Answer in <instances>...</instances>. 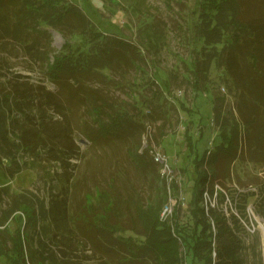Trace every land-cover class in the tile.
Returning a JSON list of instances; mask_svg holds the SVG:
<instances>
[{"label": "trees", "instance_id": "trees-1", "mask_svg": "<svg viewBox=\"0 0 264 264\" xmlns=\"http://www.w3.org/2000/svg\"><path fill=\"white\" fill-rule=\"evenodd\" d=\"M123 1L137 12L144 6V0ZM196 4V21L189 28L199 47L193 48L196 55L191 58L187 81L199 92L213 64L223 69L236 93V116L224 118L220 109L213 107L220 141L213 151L208 149L201 156L194 147V137L188 131L183 134L188 152H192L188 172L194 175L188 201L190 218L179 223L177 207L172 219L190 263L243 264L240 218L246 213L247 199L257 195L254 213L264 220V181L257 193L240 194V217L226 216L205 200L213 198L216 181L230 179V165L236 160L264 165V0H197ZM95 26L79 4L0 0V58L25 55L40 63L43 76L56 91L41 83L32 85L24 78L19 81L17 75L0 81L3 174L12 178L36 165L45 173L47 183L44 198H31L28 190L12 194L8 187H0V204L5 205L0 207V259L6 264H69L57 259L47 241L68 247L64 242L72 241V227L88 239H102L95 241L104 243L103 254H111L118 264H142L147 259L154 264H180L178 241L160 220L166 190L164 199L154 205L152 217L143 212L141 217L139 211L150 199L138 193L129 176L132 169L144 186L155 189L152 182L159 179L157 164L146 149L143 153L134 151L141 135L148 132L146 124L166 120L164 101L170 92V77L161 85L153 72L144 69L147 62L140 46ZM53 31L65 42L50 60ZM140 32L147 51L158 52L165 36L159 21L144 24ZM135 70L145 74L136 85L139 93L131 103H116L109 93L117 87L115 79ZM129 105L136 110L134 114H130ZM81 109L90 123L84 121L79 128L80 120L75 116ZM49 112L59 118L54 119ZM164 125L165 121L159 132ZM76 129L88 143V159L75 138ZM98 149L103 150V158L96 154ZM120 149L128 160L118 156ZM24 157L31 161H21ZM79 193L80 201L76 199ZM4 196L9 200L4 201ZM74 202L77 207L73 208ZM20 214L26 218L23 229L12 233L3 227L10 219L19 221L20 226ZM127 231L133 232L126 236Z\"/></svg>", "mask_w": 264, "mask_h": 264}, {"label": "rangeland", "instance_id": "rangeland-1", "mask_svg": "<svg viewBox=\"0 0 264 264\" xmlns=\"http://www.w3.org/2000/svg\"><path fill=\"white\" fill-rule=\"evenodd\" d=\"M63 1L68 4H79L81 11L96 25L95 27L99 31L121 37L140 46L147 62L144 69L149 73L153 72L161 85L167 84V79L170 77V92H167V99L164 101V107L167 110L166 120H164L165 125L159 132V127H162L164 121L146 124L148 132L141 135V143L134 152L143 153L144 149L148 151L151 147L156 146L168 155L169 162L175 172L176 181H174L173 186L176 196L181 194L184 197L183 204L177 213L178 222L182 224L188 222L190 218L188 201L191 196L194 175L192 172H188V166H192L190 156L192 152H188L183 134L188 131L192 138L194 137L192 140L194 147L197 149L198 155L201 156L208 149L209 152L213 151L216 143L220 141L219 123H215L213 107L219 108L224 118L232 119L233 116H236L234 109L236 93L231 88L230 78L224 74L223 69H219L213 64L207 74L205 83L201 84V91L199 92L192 89L189 81H187L191 58L196 55L193 48L198 50L199 47L193 42V32L189 28L191 23L196 21L193 15L198 9L197 0H144L141 12L134 11L132 5L123 0ZM155 20L163 26L165 36L162 39L159 51L149 53L148 49L143 46L145 42L141 38L140 27ZM64 42L65 40L59 32L53 31L51 33L50 49L52 53L49 55L50 60L53 59V54L63 46ZM1 57L0 75L5 74V76H0V81L17 75L20 76L17 78L19 81L24 78L32 85L41 83L48 90L56 92L55 86L43 76L40 63L29 61L25 55L9 57L5 54ZM144 79L145 74L140 70H135L126 77H118L115 79L118 81L117 87H113L112 91L109 92L111 93L110 97H114V101L121 105L131 103L139 93L136 90L137 83H141ZM147 95H150V93L148 92ZM148 97H151V95ZM180 102H183L184 105L182 106ZM128 107L132 110L130 114L136 112L130 105ZM49 114H53V112H49ZM58 118V115H54V119ZM75 118L80 120L79 128H81V123L84 121L90 123L84 109L77 111ZM75 138L78 139L81 151L86 153L85 158L88 159L90 151L86 148L88 143L78 129L75 130ZM120 150L117 153L118 156L122 154L123 157H126L125 151ZM96 154L103 158L104 152L102 149H98ZM149 156H151L150 152ZM22 160L31 161L27 157L22 158ZM3 165H7V162L3 161ZM33 168L30 166L14 177L8 178L3 174V166H0V187H8V191L12 194H19L28 190L29 193L26 194L31 198L32 195L44 198L47 190L46 175L40 171L38 166L34 165ZM55 168L54 165L51 167L53 170ZM230 168V179L227 178L223 183L221 180L216 181L213 198L207 196L205 202L208 205L215 206L218 211H224L226 216L235 214L240 217L237 208L240 202V194L248 191L257 193L258 187L264 181V165L257 166L249 162L236 160L230 165ZM220 169L222 170L221 166ZM129 172L131 181L139 190H137L138 193L142 197L150 199L146 201V204H143L144 209L140 210L139 214L142 217L143 212L145 217L151 218L155 209L154 205L159 199H164L166 187L162 184L165 185V183L162 182V179L160 180L159 176L157 182L155 180L152 182L155 189L150 190L146 185H143L142 179L136 171L130 169ZM219 174L221 175V171ZM150 181L151 178H148V184ZM179 187L180 192H177ZM85 190L86 188L83 187V191ZM217 192L222 195L223 199L219 194L215 195ZM81 194L76 195V199H79V201L82 199ZM256 199L257 195L247 199L246 213L243 215L244 218H240L242 226L240 231L245 246L242 252L243 264H264V220L254 213L253 203ZM3 200L8 201L9 197L4 196ZM77 202H74L73 208L77 207ZM0 207L5 208V205L0 204ZM24 220L26 221V218L22 215L20 226L19 221L10 219L3 227L6 226L13 233L18 228L23 229ZM148 220L146 221L148 222ZM166 224L176 241H178L180 264H201L200 262L190 263L191 257L182 239L175 231L174 218ZM131 232L133 231L125 232V235L128 236ZM71 233L73 235V237L71 236L72 241L69 243L64 242L69 245L68 247L62 244L54 245L49 240L47 241L49 248L56 252L59 261H69L67 262L69 264H118V260L111 254H103L105 251L104 243L96 242H103L102 239H95L96 241L94 238L88 239L87 236L79 233L74 227H72ZM36 238L37 236H35V240H37ZM8 244L10 245V241ZM62 251H65V254ZM125 261H128V259H125ZM119 263L121 262L119 261ZM0 264L6 263L0 259ZM142 264H154V262L147 259Z\"/></svg>", "mask_w": 264, "mask_h": 264}, {"label": "built area", "instance_id": "built-area-1", "mask_svg": "<svg viewBox=\"0 0 264 264\" xmlns=\"http://www.w3.org/2000/svg\"><path fill=\"white\" fill-rule=\"evenodd\" d=\"M148 152H150L154 163L157 164L159 176L164 181L166 187L167 200L161 208L160 220L163 222H171L175 209L181 207L184 197L181 194L176 196L173 186L174 181H176L175 172L169 162L168 155L156 146L151 147ZM177 192H180V187Z\"/></svg>", "mask_w": 264, "mask_h": 264}, {"label": "water", "instance_id": "water-1", "mask_svg": "<svg viewBox=\"0 0 264 264\" xmlns=\"http://www.w3.org/2000/svg\"><path fill=\"white\" fill-rule=\"evenodd\" d=\"M82 142V141H81Z\"/></svg>", "mask_w": 264, "mask_h": 264}]
</instances>
